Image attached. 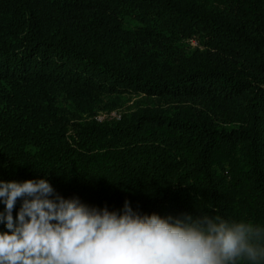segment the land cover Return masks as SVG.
Listing matches in <instances>:
<instances>
[{
	"label": "trees",
	"instance_id": "trees-1",
	"mask_svg": "<svg viewBox=\"0 0 264 264\" xmlns=\"http://www.w3.org/2000/svg\"><path fill=\"white\" fill-rule=\"evenodd\" d=\"M40 178L264 226V0H0V180Z\"/></svg>",
	"mask_w": 264,
	"mask_h": 264
},
{
	"label": "clouds",
	"instance_id": "clouds-1",
	"mask_svg": "<svg viewBox=\"0 0 264 264\" xmlns=\"http://www.w3.org/2000/svg\"><path fill=\"white\" fill-rule=\"evenodd\" d=\"M0 203V264H264V226L249 221L97 208L43 178L0 180Z\"/></svg>",
	"mask_w": 264,
	"mask_h": 264
},
{
	"label": "rangeland",
	"instance_id": "rangeland-1",
	"mask_svg": "<svg viewBox=\"0 0 264 264\" xmlns=\"http://www.w3.org/2000/svg\"><path fill=\"white\" fill-rule=\"evenodd\" d=\"M122 109H124L123 106L119 107L118 110H116V109L111 110V113H115L116 114V112H121ZM105 115H107V112H101V113H99V117H105Z\"/></svg>",
	"mask_w": 264,
	"mask_h": 264
},
{
	"label": "built area",
	"instance_id": "built-area-1",
	"mask_svg": "<svg viewBox=\"0 0 264 264\" xmlns=\"http://www.w3.org/2000/svg\"><path fill=\"white\" fill-rule=\"evenodd\" d=\"M112 115H115V113H111ZM99 119H100V117H99Z\"/></svg>",
	"mask_w": 264,
	"mask_h": 264
}]
</instances>
